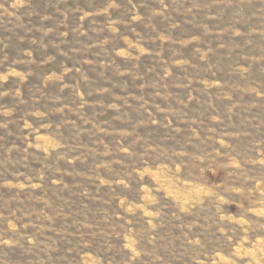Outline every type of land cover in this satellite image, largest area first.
Returning a JSON list of instances; mask_svg holds the SVG:
<instances>
[{
	"label": "rangeland",
	"instance_id": "1",
	"mask_svg": "<svg viewBox=\"0 0 264 264\" xmlns=\"http://www.w3.org/2000/svg\"><path fill=\"white\" fill-rule=\"evenodd\" d=\"M0 264H264V0H0Z\"/></svg>",
	"mask_w": 264,
	"mask_h": 264
}]
</instances>
